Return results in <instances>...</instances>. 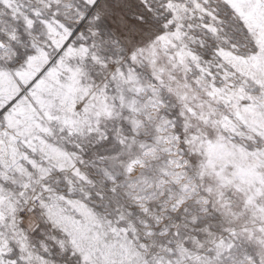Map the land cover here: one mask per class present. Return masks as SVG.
Listing matches in <instances>:
<instances>
[{
    "label": "snow or ice",
    "instance_id": "obj_1",
    "mask_svg": "<svg viewBox=\"0 0 264 264\" xmlns=\"http://www.w3.org/2000/svg\"><path fill=\"white\" fill-rule=\"evenodd\" d=\"M0 264H264V0H0Z\"/></svg>",
    "mask_w": 264,
    "mask_h": 264
}]
</instances>
